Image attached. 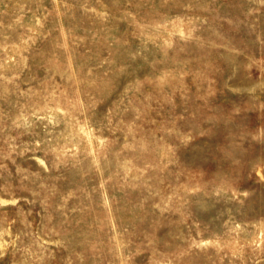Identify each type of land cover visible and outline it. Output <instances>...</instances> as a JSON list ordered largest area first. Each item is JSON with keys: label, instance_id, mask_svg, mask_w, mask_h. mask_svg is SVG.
Segmentation results:
<instances>
[{"label": "rangeland", "instance_id": "374dc122", "mask_svg": "<svg viewBox=\"0 0 264 264\" xmlns=\"http://www.w3.org/2000/svg\"><path fill=\"white\" fill-rule=\"evenodd\" d=\"M0 264H264V0H0Z\"/></svg>", "mask_w": 264, "mask_h": 264}]
</instances>
